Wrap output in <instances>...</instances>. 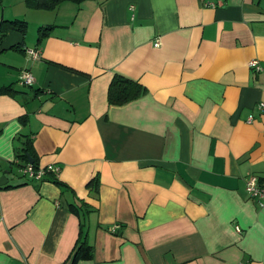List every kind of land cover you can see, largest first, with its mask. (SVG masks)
Masks as SVG:
<instances>
[{"label":"crops","instance_id":"0c3cea01","mask_svg":"<svg viewBox=\"0 0 264 264\" xmlns=\"http://www.w3.org/2000/svg\"><path fill=\"white\" fill-rule=\"evenodd\" d=\"M27 1L0 4L26 23L0 45V264H69L81 229L79 264H264V0ZM115 74L144 95L110 106ZM27 140L60 186L21 176Z\"/></svg>","mask_w":264,"mask_h":264},{"label":"trees","instance_id":"16d2710c","mask_svg":"<svg viewBox=\"0 0 264 264\" xmlns=\"http://www.w3.org/2000/svg\"><path fill=\"white\" fill-rule=\"evenodd\" d=\"M89 0H28L25 4L28 8L33 10H43V11H53L55 10L61 3L64 2H72L75 4H81L83 2H86ZM2 0H0L1 4ZM26 29V23L20 20H12V21H4L0 24V45L3 41V39L6 36V33L8 31H15L20 32L24 35ZM52 28H40L37 31L38 36V42H40L42 39L46 38ZM14 49H18L17 47ZM9 92V90H6ZM146 89L137 83L136 81L130 80L124 76H121L119 74H115L112 78L109 87H108V93H107V102L110 106H123L127 103H130L142 95H144ZM23 148V155L20 156V158L24 159L26 164H29L28 157L32 160L31 166L34 170H38L36 164H35V158L33 153L30 151V141L27 140L26 143H24ZM45 176H48L53 180V182L57 185H61L60 182L55 178V176L51 173H46ZM44 176V177H45ZM98 186L99 181L97 178H93L91 181H89L86 185L88 189H91V193L94 192L95 194L98 193ZM93 194V193H92ZM84 204L81 206L76 205H69L68 209L71 214L75 216H79V213L81 212V208H84ZM81 227H83L81 225ZM93 247L87 243L85 237L82 236V229L80 230V235L78 242H76L75 247L72 250L71 256H70V262L69 264H79L83 261H89L93 258Z\"/></svg>","mask_w":264,"mask_h":264},{"label":"built area","instance_id":"2783aa9c","mask_svg":"<svg viewBox=\"0 0 264 264\" xmlns=\"http://www.w3.org/2000/svg\"><path fill=\"white\" fill-rule=\"evenodd\" d=\"M154 46L157 47L158 43L154 44ZM28 54L33 60H37L39 58V55L36 51L29 50ZM249 67L254 72H259L261 70L259 62L257 60L249 62ZM18 82L21 86H32L34 83V78L29 72L21 71L18 77ZM260 108H264V104H261ZM20 172L22 176L39 180L44 177L46 173H51L56 178L59 172V168L57 166L50 165L44 169L34 170L31 164H27L22 167ZM245 191L248 194V197L252 199L258 207L264 208V182L260 178L250 177L245 182ZM117 228L118 226H115L113 230H116Z\"/></svg>","mask_w":264,"mask_h":264},{"label":"water","instance_id":"95a60500","mask_svg":"<svg viewBox=\"0 0 264 264\" xmlns=\"http://www.w3.org/2000/svg\"><path fill=\"white\" fill-rule=\"evenodd\" d=\"M28 157V160H29V164H32V160L30 159V157L29 156H27Z\"/></svg>","mask_w":264,"mask_h":264},{"label":"rangeland","instance_id":"374dc122","mask_svg":"<svg viewBox=\"0 0 264 264\" xmlns=\"http://www.w3.org/2000/svg\"><path fill=\"white\" fill-rule=\"evenodd\" d=\"M9 9V8H8ZM22 176V175H21ZM21 178H24V177H21Z\"/></svg>","mask_w":264,"mask_h":264}]
</instances>
